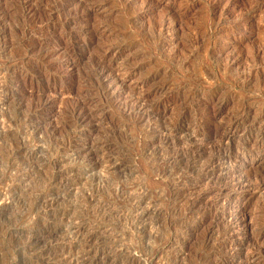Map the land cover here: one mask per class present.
Wrapping results in <instances>:
<instances>
[{
  "label": "rangeland",
  "instance_id": "1",
  "mask_svg": "<svg viewBox=\"0 0 264 264\" xmlns=\"http://www.w3.org/2000/svg\"><path fill=\"white\" fill-rule=\"evenodd\" d=\"M79 1L46 9L55 22L48 28L40 12L39 21L27 20L20 0L0 2V264L234 263L213 216L223 199L190 207L189 183L200 176L174 159L185 138L158 139L189 119L217 134L238 112L252 129L247 146L264 129V0H90V14L78 17ZM67 19H77L73 35L62 26ZM23 24L30 46L19 43ZM68 43L79 49L75 67L64 55ZM39 48L49 51L44 63ZM102 65L122 82L110 97L96 75ZM137 93L161 115L150 128L121 103ZM83 98L99 99L104 117L78 134L71 110ZM96 133L115 144L117 160L110 172L86 177L81 155ZM216 138L204 140L207 152ZM235 165L264 173V159L251 153ZM220 209L244 210L252 226L241 233L240 252L250 243L264 250V193L231 195ZM263 254L255 264H264Z\"/></svg>",
  "mask_w": 264,
  "mask_h": 264
},
{
  "label": "bare ground",
  "instance_id": "2",
  "mask_svg": "<svg viewBox=\"0 0 264 264\" xmlns=\"http://www.w3.org/2000/svg\"><path fill=\"white\" fill-rule=\"evenodd\" d=\"M61 1L62 0H42V5L40 4L41 5L40 6L39 4H37L38 0H20V3H19L20 7H21L20 12H22L23 15L26 17V19L28 21H31V22L39 21L38 18H40V15L44 14L45 15V20H44L45 23H44V25H42V27L48 28L51 25V23H55V22L52 19L54 17L53 13H50V12L48 13L46 9L53 11L56 6L61 5ZM88 1H90V0H87V1L80 0L79 1V3H78L79 5H78L77 11H76V14L78 17H84V16H87L90 14L92 8L88 4L89 3ZM91 1H93V0H91ZM0 2H1V0H0ZM38 12H40V15L38 14ZM76 14H75V16H76ZM4 15H6V14H5L4 10L0 7V23H2V24H3V20H4L3 19ZM21 16H22V14H21ZM76 20L77 19H67L66 22L62 25L65 29H67L69 35H73V33H75V31H76V30H74L75 26L71 25L72 23L77 22ZM38 23H41V22H38ZM82 27H84L83 31L87 30L86 29V27H87L86 23L82 24ZM19 29L24 33V37L20 39L19 43H21V45H24V46H30V42H29V38H28L30 36L29 28L26 26V24H23L22 27ZM7 36L9 37V35H7ZM3 38L5 39V37H3ZM64 48H66L65 52H64V55L67 57L66 61L75 67L77 62H78V59L76 58L77 56L73 55V52L74 51L78 52V50H79L76 43H68L67 47H64ZM39 50H41V51H39L40 53H37L36 56H38L40 58L39 60L44 63V61L46 60V57L49 54V51L48 50L44 51L42 48H39ZM33 51H34L33 49H29V50L27 49L26 54L30 55V53H32ZM74 54H76V53H74ZM25 63H26V61H25ZM18 72H20V74L22 75L24 73H27L28 71L26 72L22 68ZM96 75L99 79H101V87L103 89V93L107 97L108 96L110 97L111 94H114L115 90H118L122 84V82L118 79V77L115 76V74L112 75V70L108 66H104V65L100 66V69H98L96 71ZM31 79H33L32 76H31ZM5 90H7V89H5ZM5 92H7V91H5ZM10 98H11V95L8 97V101H7L8 103H9ZM46 100H44L45 102L39 103L38 106L40 108L43 107L44 109L47 108L48 104H47ZM96 102L99 103V99L98 100L86 99V98L79 99V100L75 101V103L72 107V110L70 109L73 112L72 118H73L74 122L76 123L77 127L81 128L79 130V132H81V133H78V134H83L82 132H84L87 127H89L93 123H97V122L99 123L102 120V118L104 117V113L99 112L100 111L99 108L96 107V105H97ZM121 103H122L124 109L129 111V114L132 113L133 115L138 117L137 120H141L142 122H144V124H147V128H150L151 124L156 123L157 120L159 119V117L161 116L159 114V110L156 109V106L148 104L145 100V96L141 93L140 94L137 93V95H135V96L132 95L129 99H125ZM118 107H119V105H118ZM101 110H104V108H102ZM36 111H39V110H36ZM238 113H240V112H238ZM238 113L227 124H224L223 126H221L217 130V132H218L217 134L215 132L214 133L213 132H207V133L201 132V129L196 124V122L190 121L191 119H189V122L186 125H182L183 124L182 123L181 125L175 126V128L170 127V128H164L163 131L160 130V131H162V133L159 136L160 138L158 140H160V143H162V144L169 143V141L173 140V139H178L179 142L183 143V140H184L183 138H185V141L183 143L184 149L178 150L174 156V159H175V161L176 160H178V161L185 160L186 166L188 167V172L194 173V174L196 172H198L199 173L198 176H200V178L198 179L197 182H195V180L193 181V183L188 182L191 187L189 188L190 191L188 193V198L186 201L190 204V207H196L201 202V200H203V198L205 199V198L209 197L211 199H214L217 203L223 199L222 202L217 204L216 212L213 214V216L215 219H218L215 221L216 226L220 225V224L223 225V232L220 234V237L222 238L221 243L222 244L227 243L230 247L229 248L230 250L227 252V254H228L227 257L234 260V263L232 262V264H255V261H254L255 257L259 254H262L264 251L263 249L253 248V243L247 244V250H246V253H244V254L237 249L238 246L240 248V245L242 247V244L246 240V239H244L245 238L244 236H243V238L241 236L242 231L252 229L251 224L246 219V214H245L244 210L236 209L235 211H233L229 214H225L223 211H221V209L223 208L222 207L220 209V211H218L219 207H221L224 204L225 198L230 197L231 195H233L235 198H239L242 195H248V194L252 195L256 191H258V192L260 191V192L264 193V173H258V172L255 173L254 172L255 174H250V173H248L247 170L244 171L243 169H238L235 165L236 160H238L239 157L246 156L247 153H251L252 155H256V156L262 157L264 159V129L258 130L261 132L256 133L255 139H254L253 143H251V146H247L248 140H249L250 135H251L250 131L252 129L249 128L250 127L249 125H248V127L246 125L247 124L246 116L244 114L238 115ZM35 118H36V122L34 123V125L33 124H31V125L33 127L35 126V128H37L39 123H40V118L38 115H36ZM248 122H249V120H248ZM199 125L201 126V124H199ZM29 129H31V128H29ZM96 134L97 135L92 137V139L86 140L85 151L81 155L82 162L86 163L85 164L86 171L81 172L82 173L81 175H84V176H86L87 173H92V175H93L92 171L94 169H101L103 171L108 170V172H110L109 170H111V168H113V169L115 168V162L113 161L114 159H112V158L116 159V157H114V152H113V150L116 148L115 144L112 141L110 142L109 140L108 141L107 140L101 141V138L98 136L99 134L98 133H96ZM146 136H147V134H146ZM77 137H78V135L76 136V138ZM206 138L207 139L216 138V139H214L216 145L211 150V152H207V149H209V148L206 147V144L204 141ZM74 139L75 138L72 137L68 143L66 142V145L64 144L65 146L63 148H60L58 153L59 152L63 153L62 151H64L67 154L68 153L67 151L71 147L72 142L73 141L75 142ZM152 146H154V145H152ZM186 150H188V152H189L188 155H187ZM180 151H181V153H180ZM208 151H210V150H208ZM66 154L63 153V154L59 155L56 159H54V160H56L57 166L59 164L63 165V164H61L63 162V160L61 158L66 156ZM204 156H206V157H204ZM87 164H89V166ZM65 172H64V174H65ZM68 173L69 172L67 171V174ZM86 177H84V178H86ZM187 177L190 178L189 175H187ZM184 178H186V177H184ZM189 178H187V179L189 180ZM192 179H193V176H192ZM173 190H175V188ZM52 202H50V203H52ZM146 209H148V210L152 209L151 205L147 206ZM144 217H145V215H144ZM73 237L76 238L77 236H73Z\"/></svg>",
  "mask_w": 264,
  "mask_h": 264
}]
</instances>
